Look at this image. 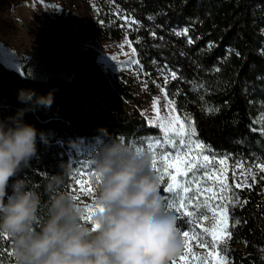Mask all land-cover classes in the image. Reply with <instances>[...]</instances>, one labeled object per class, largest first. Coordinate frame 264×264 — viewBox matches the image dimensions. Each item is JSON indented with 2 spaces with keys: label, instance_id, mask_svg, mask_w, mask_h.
<instances>
[{
  "label": "trees",
  "instance_id": "16d2710c",
  "mask_svg": "<svg viewBox=\"0 0 264 264\" xmlns=\"http://www.w3.org/2000/svg\"><path fill=\"white\" fill-rule=\"evenodd\" d=\"M13 6V0H0V14ZM96 6L101 40H117L126 33L122 27L111 26L100 8L108 13L114 7L138 21L127 36L140 66L147 72L154 65L166 66L177 73L179 78L169 79L163 87L180 115L191 114L206 146L216 155L247 164L264 160V134L252 131L258 127L252 120L264 101V55L260 54L264 0H97ZM65 26L59 23L47 41L22 56L20 71L0 62V120L15 118L23 110L19 118L43 133V139L37 138V154L30 166L7 189L11 195V183L25 179L40 197L39 221L47 218L51 198L47 179L63 174V166L70 165L71 172L64 175L61 191L66 190L75 169L113 139L123 137V143L132 146L136 142L140 147L143 142L145 152L147 142L161 136L139 111L124 108L127 102L136 103L128 86L117 82L112 88L98 65L99 51L82 41L67 42ZM183 29H188L187 35L175 34ZM86 69L97 83L85 74ZM196 84L208 91H194ZM21 90L35 95L21 101ZM177 90L179 94L174 95ZM49 93L53 97L50 108L35 104L37 97ZM205 102L219 111L202 112ZM160 184L161 196H166V184ZM230 187L247 203L229 213L240 223L223 246L228 264H264V181L256 177L254 184ZM39 226L38 222L37 230ZM0 264H14L11 240L5 234H0Z\"/></svg>",
  "mask_w": 264,
  "mask_h": 264
},
{
  "label": "clouds",
  "instance_id": "9594fccd",
  "mask_svg": "<svg viewBox=\"0 0 264 264\" xmlns=\"http://www.w3.org/2000/svg\"><path fill=\"white\" fill-rule=\"evenodd\" d=\"M35 94L21 90V101ZM52 94L35 104L50 108ZM0 120V234L12 245L14 264H172L184 248L176 217L165 210L159 176L150 152H136L119 137L96 151L91 164L95 189L91 204L61 191L64 175H51L47 218L39 221L40 197L25 179L10 181L37 154L34 126L19 117ZM105 131V130H102ZM91 215V222L85 219ZM40 224L37 230L36 225Z\"/></svg>",
  "mask_w": 264,
  "mask_h": 264
},
{
  "label": "rangeland",
  "instance_id": "374dc122",
  "mask_svg": "<svg viewBox=\"0 0 264 264\" xmlns=\"http://www.w3.org/2000/svg\"><path fill=\"white\" fill-rule=\"evenodd\" d=\"M13 3L14 6L12 8L0 14V62L5 66L20 71V58L33 51L41 42L47 41L52 36L59 23L62 25L65 24L66 31L64 39L67 42L82 41L94 46L99 51L100 56L98 58V65L102 73L109 79L112 88L117 82L128 86L136 103L131 104L127 102L124 108L136 109L140 113L143 112V116L149 122L150 119L156 116L152 108L153 97H159L160 102L158 107L160 108V114L162 116L168 115L166 110L167 101L164 99L160 88L152 83V81L155 80L157 84L163 87L165 78L164 75L161 74L160 69L164 67L154 65L152 70L147 72L144 71L140 64L129 63L131 59L138 60L137 53H135L133 57L131 55V48L124 44L125 37H127V40L131 41L127 35L130 31L129 29L134 28V24H129L124 27L123 25H126L128 22L123 17L127 16L118 9L109 7L108 13H105L104 8H100V11L108 16L111 26L124 28L126 33L125 36L117 40H101L98 36L99 30H97V26L101 24V21L94 15V10L97 7V0H13ZM121 45H124V47H121ZM132 48H134L133 44ZM113 57H115V59H113ZM85 74L89 75L96 83L98 82V79L90 70L86 69ZM167 75L168 80L171 79L170 72H168ZM145 85H147V88H145ZM176 114H179L178 111ZM181 118H183L182 114ZM153 127L159 129L156 126ZM159 131L161 136L157 139H162L163 133L160 129ZM132 146L134 149L140 147L136 142L132 143ZM165 147H167V145H165ZM177 151H179V148ZM199 151V149H192L188 156L182 157V159L203 163L202 158L197 157ZM146 152L150 151L147 150ZM216 156L220 158L225 157L224 155ZM227 157H229V159L219 165V172L214 173L211 180L205 177L207 186L212 187L213 192L209 193L204 191L200 195V199L212 197L214 193L216 195H224L223 189L217 188V185L221 182L226 183L229 187L231 185L237 187V184L240 185L239 187H243L252 182L251 176L247 172L248 166L252 164H247L231 156ZM241 162H243L244 167H234V165H239ZM157 163L159 166L160 161L158 160ZM76 164L78 165V163ZM170 171L174 172V169ZM253 172L256 174V177L264 175V173L259 171V168H253ZM233 173H235V175H233ZM82 179L86 181V183L78 185L72 177L65 191L75 195L77 197V202L91 204L95 195L91 176L86 175L82 177ZM245 179H247V184L244 183ZM177 180L181 183V187L177 189V192H179L181 196H189L192 194L191 192L184 193L182 191V187L186 186L185 182L192 185L193 191H195L198 186L201 188L204 187L203 181L200 180L199 170L195 168L188 176H178ZM164 181L165 184L171 182L168 176L164 177ZM89 185L94 189L92 194H87L83 191V189L87 188ZM226 195L229 194L227 193ZM165 197H169L173 203L178 204L179 202L176 193H168ZM163 202L165 203V201ZM188 210H192L191 205ZM191 219H196V217L193 216ZM198 223L202 227H207L209 222L200 220ZM185 230L189 229L185 227ZM191 231L196 235H200L199 231L196 229H191ZM200 238L204 239L206 242L211 240V237L206 234L200 236ZM224 239L226 240L225 244H227L229 238L225 236ZM191 247L197 258L208 257L211 264H215L217 259L215 251L218 249L213 250L207 247H198L196 240L191 241ZM185 252L186 249L184 247L179 257L174 260L176 264H187L186 261H181L180 259Z\"/></svg>",
  "mask_w": 264,
  "mask_h": 264
},
{
  "label": "snow or ice",
  "instance_id": "6c2138e0",
  "mask_svg": "<svg viewBox=\"0 0 264 264\" xmlns=\"http://www.w3.org/2000/svg\"><path fill=\"white\" fill-rule=\"evenodd\" d=\"M123 18L128 22L126 25H123L124 27L129 24L138 23V21L132 20L130 17ZM187 31L188 29H183L175 34L177 36L187 35ZM152 35L154 36L155 33H152ZM187 42L191 44L192 40L188 39ZM124 44L131 48V55L134 57L136 50L135 48H132V42L127 40V37H125ZM121 47H124V45H121ZM260 54L264 55V49L261 50ZM113 59H115V57H113ZM129 63L139 64V61L131 59ZM160 71L161 74L164 75L165 85L169 83L168 72H170L172 80L179 78L175 71L167 69L166 66L163 69H160ZM217 71H219V69H217ZM152 83L156 84V87L160 88L163 93V97L167 101L166 110L168 115L162 116L160 114V108L158 107L160 98L153 97L152 108L155 111L156 116L149 120V124L158 127L163 133V138L149 140L147 142V148L153 156L152 171L158 174L161 183H165V176H168L171 181L166 184L163 191L165 193H176L179 200L178 204H176L173 203L169 197L161 196L162 200L165 201L164 206L166 212L176 217L178 222V235L184 240L186 252L180 257V259L181 261H186L187 264H211L208 257L197 258L192 251L191 241L196 240L198 247H207L213 250L218 249L215 251L217 257L215 264H228V252L227 249L222 246L226 243L224 237L227 236L230 239L233 234L231 229L235 228L236 225L240 223L239 220L230 217L229 213L234 211L238 204L241 206L246 204L247 200L241 202L239 194L235 193L234 190L224 182L217 185L218 189H223L224 195H216L214 193L212 197H206L205 199H200V195L204 191L209 193L213 192L212 187L207 186L205 177H207L208 180H211L212 175L219 172V165L223 164L225 160L229 159V157H217L214 151L199 139L196 122L191 114L185 113L183 114V118H181V115L176 114L177 109L175 106V100L169 99L165 88L157 84L155 80H153ZM192 87L196 92H200L201 89L205 92L208 91L203 84H196ZM145 88H147V85H145ZM178 94L179 91L177 90L174 95ZM200 99H204L202 95L200 96ZM201 110L207 114H215L219 111L218 108L209 106L207 102L201 105ZM141 115L143 116L144 113L142 112ZM252 124L258 126L257 128H253L252 131H258L259 133L264 134V101L260 102L257 115L253 118ZM120 140L124 142L123 137H121ZM165 145H167V147H165ZM178 148L179 151H177ZM192 149L200 150L197 153V157L202 158L203 163L182 159V157H187ZM135 150L138 153L143 152V142L142 146L136 147ZM158 160L160 161L159 166L157 163ZM234 167H244L243 162L239 165H234ZM194 168L199 170L200 180L203 181L204 187L201 188L198 186L196 190L193 191L192 185L185 182L186 186L182 187V191L184 193L191 192L192 194L189 196H181L180 193L177 192V189L181 187V183L177 180V177L188 176ZM253 168H259V171L264 173V160L248 166L247 172L251 176L252 183L254 184L256 183V174L253 172ZM91 169V161H86L80 167L76 168L73 176L75 183L78 185L86 183L82 177L86 175L92 176L94 173ZM173 169L174 172L170 171ZM233 175H235V173H233ZM260 180L264 181V175L260 176ZM244 183L247 184V179H245ZM239 186L240 185L237 184V187ZM83 191L87 194H92L94 189L89 185L87 188H84ZM229 192H231L232 195H226ZM190 205L192 206L191 211L188 210ZM193 216H195L196 219H191ZM85 219L88 222H91V215ZM200 220L208 221V226L202 227L198 223ZM185 227L189 230H185ZM191 229H196L199 231L200 235H196ZM205 234L211 237L210 241L206 242L204 239L200 238V236ZM261 251L264 252V249H261ZM173 264H176V262L173 261Z\"/></svg>",
  "mask_w": 264,
  "mask_h": 264
}]
</instances>
